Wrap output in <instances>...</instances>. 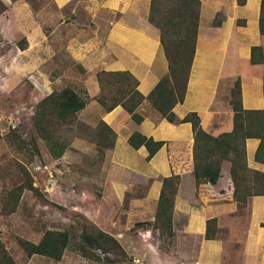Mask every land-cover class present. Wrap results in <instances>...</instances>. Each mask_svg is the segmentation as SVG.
I'll return each mask as SVG.
<instances>
[{
	"label": "crops",
	"instance_id": "1",
	"mask_svg": "<svg viewBox=\"0 0 264 264\" xmlns=\"http://www.w3.org/2000/svg\"><path fill=\"white\" fill-rule=\"evenodd\" d=\"M199 1L194 59L185 98L173 107L176 121H168L143 101L136 108L142 116L139 123L121 105L104 110L97 100L105 94L100 89L97 72L131 73L144 96L167 73L168 62L160 43V31L148 19L151 0L46 1L47 8L69 10L70 27L82 36H70L72 42L66 53L84 70V74L78 70L82 79L85 76L82 84L75 83L86 91L89 99L77 113L79 120L93 128L103 121L116 135L113 147L103 152L98 149L96 140L79 137L70 142L62 157L71 163L73 154L100 152V158L94 162L95 185L100 195L93 207L99 220L94 218L93 221L97 225H108L120 218L118 223L125 220L126 225L130 224V234L109 233L117 239L121 237L118 241L122 247L126 251L130 249L131 255L142 257L146 264H191L193 261L264 264V195L251 196L246 204L199 196L191 170L192 126L190 122L181 121L187 113L196 112L201 127L208 134L217 136L230 131L233 127L230 89L237 79L241 83L243 108L264 112L263 66L250 61L253 46H262L264 50V35L258 26L261 0H245L243 4L237 0ZM87 24L92 31L89 38H83ZM57 36L56 30L49 35L43 33L46 41H54ZM52 50L47 43L48 58L54 54ZM35 59L36 83L48 89L49 94L55 82L48 78L45 81L38 75L45 72L44 64L43 60ZM77 86L72 88L76 90ZM134 132L164 144L148 158L144 145L135 148L129 143ZM258 144V139L246 140V161L249 168L264 173V162L255 159ZM172 164L180 177L172 212L173 236L168 239L174 245L171 250L162 251L158 239L153 237L152 222L162 180L171 175ZM229 168L230 162L224 161L221 176L211 187L213 192L227 187ZM243 209L247 224L242 242L237 244L239 249L234 244L227 260L221 234L237 233ZM84 215L92 220L87 212ZM210 218H216L217 231L215 238L206 239V221ZM133 226L136 228L131 231ZM155 233L158 235L157 231Z\"/></svg>",
	"mask_w": 264,
	"mask_h": 264
},
{
	"label": "rangeland",
	"instance_id": "2",
	"mask_svg": "<svg viewBox=\"0 0 264 264\" xmlns=\"http://www.w3.org/2000/svg\"><path fill=\"white\" fill-rule=\"evenodd\" d=\"M46 1L4 0L5 5L0 1V241L17 264H135L134 257L146 264L142 257L131 255L130 249L126 251L121 242L126 256L110 252L100 254L97 247L87 246L82 238L83 231H90L89 223L82 215L87 212L92 220L84 216L94 224L93 219H98L93 209L95 199L100 195L95 185L94 162L100 158V152L73 154L74 162L71 163L62 156L53 159L36 131L34 111L48 89L36 83L35 58L43 60L45 72L38 75L45 81L46 78L54 81L53 90L75 87V82L82 84L85 77L82 79L78 74V70L84 74L81 66L66 54L72 42L69 41L70 36H81L74 27H70V11L47 8ZM52 30H56L58 36L54 41H46L43 33L49 35ZM91 31L87 24L83 38H89ZM24 43L26 48L20 49ZM47 43L53 49L51 53L54 52L49 58ZM76 91L80 94L86 92L78 86ZM62 129L57 135L68 145L79 137L95 140L93 127L79 120L78 114L75 124ZM44 165L48 166L51 178ZM29 183L34 189L28 187ZM19 186L22 189L13 209V202L6 195ZM119 219L115 218L113 224L96 225L114 235L120 232L130 234V224L126 225L125 220L120 224ZM246 224V211L243 209L237 233L221 234L227 260L234 244L236 248L241 244ZM135 228L131 227V231ZM48 229L69 231V243L62 258L55 261L37 254L27 256L19 239L37 242ZM153 233L162 251L172 249V241L159 237L154 230ZM82 250H86L88 257L81 254Z\"/></svg>",
	"mask_w": 264,
	"mask_h": 264
},
{
	"label": "trees",
	"instance_id": "3",
	"mask_svg": "<svg viewBox=\"0 0 264 264\" xmlns=\"http://www.w3.org/2000/svg\"><path fill=\"white\" fill-rule=\"evenodd\" d=\"M237 2L243 4L245 0H237ZM199 13V0H151L148 19L160 31V43L168 62V71L146 96L138 90V81L131 73L98 71L97 79L100 89L102 92L106 91V94L101 95L97 100L104 110H111L121 105L132 119L139 123L142 116L136 112V108L143 101H147L168 121H176L173 107L181 103L186 95L195 53ZM258 26L260 33L264 35V0H261L260 4ZM26 45L24 43L19 47L25 49ZM250 61L263 66L264 94L262 46L252 47ZM88 99L86 92L80 94L73 88L65 86L59 90H52L37 103L34 111V125L53 159L60 158L68 145L67 141H62L57 135L58 131L63 130L65 126L70 128L76 123L77 113L85 107ZM229 101L233 110V127L228 132L217 136L208 134L201 127L196 112L187 113L181 121L190 122L192 126L194 140L191 170L194 174L197 194L208 200H233L246 204L249 197L264 195V173L249 168L246 161V140L255 138L259 140L255 159L264 162V112L243 108L239 79L230 89ZM81 125L84 126V124ZM93 131L100 152L113 147L116 135L108 125L99 121ZM128 141L135 148L144 145L148 151V158L164 144L163 141H155L138 132L131 134ZM224 161L230 162L227 187L219 192H213L211 187L221 176V165ZM179 181L180 177L172 164L171 175L162 180L152 222V228L157 231L159 237L169 239L173 236L172 212ZM28 187L34 189L32 183H29ZM21 189L22 187L19 186L6 195L13 202V209ZM82 217L90 226V231L82 232V238L87 246L97 247L96 250L100 254L107 255L110 252L126 256L117 238L89 222L84 215ZM216 231V218L208 219L205 238H215ZM68 243L69 231L67 230L48 229L37 242L19 239V244L27 256L37 254L55 261L62 258ZM81 254L87 256L86 250H82ZM0 264H17L1 241Z\"/></svg>",
	"mask_w": 264,
	"mask_h": 264
},
{
	"label": "built area",
	"instance_id": "4",
	"mask_svg": "<svg viewBox=\"0 0 264 264\" xmlns=\"http://www.w3.org/2000/svg\"><path fill=\"white\" fill-rule=\"evenodd\" d=\"M37 169H41V166H37ZM44 169L45 170H48V166H45L44 165ZM48 173H49V176H50V178L52 177V174H51V172L48 170ZM133 262L135 263V264H143V260L142 259H140V258H138V257H134L133 258ZM191 264H200V262L199 261H193V262H191Z\"/></svg>",
	"mask_w": 264,
	"mask_h": 264
}]
</instances>
